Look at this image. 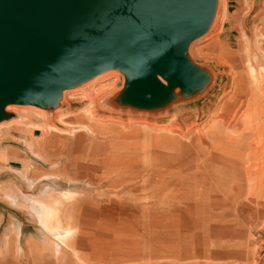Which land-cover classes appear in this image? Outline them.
Here are the masks:
<instances>
[{"label":"rangeland","instance_id":"obj_1","mask_svg":"<svg viewBox=\"0 0 264 264\" xmlns=\"http://www.w3.org/2000/svg\"><path fill=\"white\" fill-rule=\"evenodd\" d=\"M186 56L201 82L159 107L86 112L87 92L124 89L119 70L6 108L24 140L8 125L3 139L48 170L0 179L16 185H0V264H237L212 253L239 247L264 264V0H216Z\"/></svg>","mask_w":264,"mask_h":264},{"label":"water","instance_id":"obj_2","mask_svg":"<svg viewBox=\"0 0 264 264\" xmlns=\"http://www.w3.org/2000/svg\"><path fill=\"white\" fill-rule=\"evenodd\" d=\"M216 0H0V122L9 105L53 107L62 92L110 70L126 77L121 103L166 104L202 76L188 60ZM166 80L161 83L156 76Z\"/></svg>","mask_w":264,"mask_h":264},{"label":"crops","instance_id":"obj_3","mask_svg":"<svg viewBox=\"0 0 264 264\" xmlns=\"http://www.w3.org/2000/svg\"><path fill=\"white\" fill-rule=\"evenodd\" d=\"M130 107V106H128ZM131 108V107H130ZM20 120L18 118H15L14 116H10L9 118L3 120L0 122V179L6 176H11V175H19L23 178L26 177L27 179H36L39 177V175L44 176V174H47L48 169H44L42 166L39 165L36 161L32 160V157H30L29 149L25 147V145H16L13 144L12 139H3V134L5 133V128H7V125L10 126L11 132L13 135L21 137L22 140L23 138V133L21 131L24 129L23 125H20L21 127H18ZM26 130V129H25ZM36 130H39L38 128H34L33 131L31 130L32 135L29 136L27 135L29 131H26L27 134L25 135L26 140H30L33 143L32 149H36V146L34 145L36 142L34 141L36 136ZM12 135V136H13ZM46 143L41 146L44 151L51 148L53 146L52 140H47L45 141ZM47 176V175H46ZM9 185V186H15L13 181H5V182H0V185ZM20 187H22L20 185ZM217 250L216 252L212 253V255H223L222 257L223 260L230 261V263H237L240 264L243 262L244 258L247 255V249L239 247L238 249H232L226 251ZM240 255H245V257L240 258Z\"/></svg>","mask_w":264,"mask_h":264},{"label":"bare ground","instance_id":"obj_4","mask_svg":"<svg viewBox=\"0 0 264 264\" xmlns=\"http://www.w3.org/2000/svg\"><path fill=\"white\" fill-rule=\"evenodd\" d=\"M118 71L119 70L113 69V70L107 71L105 73L110 72L113 74H115V73L120 74V73H118ZM105 73H103V74H105ZM97 77H99V76H97ZM96 78H94V79H96ZM156 78L161 83L167 85L166 80L162 79V77H160L159 75H157ZM89 82H87V83H89ZM70 90L66 89L62 92V100L65 99L66 95L68 94V92H70ZM84 97H86L90 101L89 107H87L85 109V111L89 112V113L93 112L92 109L94 110L97 108L101 111L108 112V113L117 112L119 110L132 109V108H130L126 105H123L121 103L122 93H121V91L117 90L116 88L114 89L113 86H107V87H104L102 89H97V90L92 89V91L87 92V94ZM25 107H31L34 109H39L38 107L33 106V105H27ZM182 108H183V106L179 105L176 107V110L178 109V111H180ZM262 110L263 111L260 112L261 118L259 119V124H258L256 130H257V133L259 134V137H260V149L258 150V154L260 153L264 157V109H262ZM152 111H156V109H153ZM76 117L81 118L79 120H82V117H80L79 115H76ZM78 124H79V122H78ZM250 145H251L250 143H247L246 147H250ZM215 147H216V145H215ZM263 175H264V172H263ZM187 253H189V251ZM183 254L184 253L179 252V253H176L175 255H183Z\"/></svg>","mask_w":264,"mask_h":264},{"label":"built area","instance_id":"obj_5","mask_svg":"<svg viewBox=\"0 0 264 264\" xmlns=\"http://www.w3.org/2000/svg\"><path fill=\"white\" fill-rule=\"evenodd\" d=\"M261 255H264V252Z\"/></svg>","mask_w":264,"mask_h":264}]
</instances>
